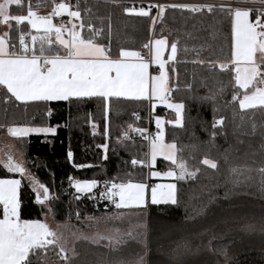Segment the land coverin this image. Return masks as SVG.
<instances>
[{"label": "trees", "instance_id": "trees-1", "mask_svg": "<svg viewBox=\"0 0 264 264\" xmlns=\"http://www.w3.org/2000/svg\"><path fill=\"white\" fill-rule=\"evenodd\" d=\"M72 1L81 12V22L85 25L90 22L102 30L96 40L110 56H117L121 48L141 50L151 36L163 35L169 45L173 40L178 42L176 59L166 64V71L172 99L185 107L182 125L166 123L165 138L182 150L178 152L179 159L186 161L190 169L199 171L191 179L176 181L178 204L148 206V263L165 264L166 257L174 252L180 255L178 264H264V172L260 171L264 168V109H240L238 99L233 100L232 96L234 93L241 96L244 90L235 85L233 66L229 64L223 70L215 66L216 62L227 63L231 59L228 10L214 7L211 12L203 9L192 13L169 8L153 25L152 9L149 17H141L125 13L124 3ZM59 2L21 0L20 5H9L8 11L25 13L29 5L39 9ZM81 31L86 38L93 35L87 27ZM29 32L32 30L27 23L17 26L11 21L7 30L9 44L18 48L20 34ZM200 60L205 63L200 64ZM5 95L6 90L0 87V125H3L0 133L13 124L56 125L54 134H29L23 143L11 137L23 157L24 167L50 189V195L57 197L42 207L35 202L36 193L29 182L23 180L18 195L20 219L41 220L49 214L54 221L69 222L80 230L88 216L99 215L112 206L100 200L97 192L75 199L70 176L111 182L146 179L147 141L137 137L118 142L126 125L147 124L148 105L144 99L110 98L106 137L101 97L23 105L5 103ZM136 114L139 120L134 119ZM221 117L222 124L213 127L214 120ZM91 123L96 126L95 133L90 130ZM102 145H106L104 155ZM206 157L216 161L217 168L203 165L201 161ZM133 160L144 163L133 166ZM171 166L174 165L163 159L156 162L158 168ZM8 176L16 174L8 173L0 163V177ZM210 198L214 199L206 214L195 217L194 209L208 204ZM187 216L194 219L186 220ZM163 226L177 229L171 242L161 239ZM57 253L55 248L46 253L38 251L31 257V264H60Z\"/></svg>", "mask_w": 264, "mask_h": 264}, {"label": "snow or ice", "instance_id": "snow-or-ice-1", "mask_svg": "<svg viewBox=\"0 0 264 264\" xmlns=\"http://www.w3.org/2000/svg\"><path fill=\"white\" fill-rule=\"evenodd\" d=\"M264 4V0H260ZM21 0H0V24H9L15 21L19 26L26 21L35 34L31 32L21 33L19 47L15 44L9 45L8 33L0 36V87L6 90L4 102H15L27 105L30 102L46 101H67L70 98L101 97L104 100L105 109V136H108L107 116L109 112L110 98L127 97L136 100L148 99L159 100L175 111V120L168 121L169 124L182 125L184 104L171 103L168 100L169 76L166 71V64L174 62L179 50L178 42L173 40L170 43V50L167 52V60H164L165 47L169 45L168 39L161 35L157 39L150 40L143 45L151 52V64L159 66L158 75L149 74V62L146 61L141 52L121 48L119 58H109L108 52L103 44L97 42L96 37L101 35L100 29L92 23L85 25L72 24L71 27L53 23V16L59 17L66 13L70 18L82 20L81 12L73 10V6L64 3H54L52 11L45 16L38 15L28 7L26 15H9V5H20ZM214 7L222 11L227 9L231 16V59L227 62H216L215 66L228 69L229 64L233 65L231 71L235 74V85L239 89L247 90L242 96L235 93L233 100L239 99L240 109H264V22L261 21V14L264 7L256 8L255 22L249 20V13L252 9L242 7H231L230 5L195 4V3H156L149 4L147 8H128L125 13L149 17L150 10L155 8L157 13L151 16L153 24L158 17L163 18L166 9L187 10L198 13L203 9L209 12ZM87 27L93 33L92 37L86 38L81 29ZM109 24V31H110ZM67 33L68 38L65 37ZM26 36L30 37V43L26 42ZM54 36V39L52 38ZM58 46V47H56ZM194 63L196 61H193ZM200 64L205 61L200 60ZM212 64V61H208ZM175 67L172 72H175ZM260 85V86H258ZM204 99H207L205 97ZM138 118V117H137ZM223 117L214 120L213 127L221 125ZM157 133L150 140L149 159L155 161L157 156H163L165 160L171 161L174 168L165 173L153 171L151 175L172 177L176 181H185L196 176L199 169L192 170L186 161L178 158L176 144L166 143L164 140L163 120L156 118ZM3 127V125H0ZM132 133L139 132L142 135L144 130L133 128L128 125ZM7 132L23 143V138L30 132L52 133L54 127H29L25 125H9ZM215 136V132L212 133ZM128 132H122L118 142L123 143L130 139ZM148 139V136H144ZM106 147V145L102 146ZM69 159L72 153H68ZM8 173L17 174L16 178L0 179V205L3 206V216L0 218V264H31V257L38 251L46 253L48 250L58 249V257L70 264L69 250L61 243V237L46 223L40 220H21L19 218L20 203L17 198L18 189L22 181L27 180L36 193L35 202L42 207L47 206L51 200L57 199L54 194L50 195V189L38 181L25 167L24 161L15 160L12 155H7L5 160L0 161ZM144 161L133 160V164ZM201 163L210 168H217L214 160L204 158ZM79 167V166H78ZM264 172V168L260 169ZM234 173H239L233 169ZM69 183L74 189V198L79 200L84 194H91L97 187L98 181L79 180L69 177ZM237 182H239L237 180ZM106 191L100 193V199H106L115 205L118 210L132 207H143L145 204V185L142 183L117 184L115 182H104ZM214 198H210L208 204L194 209L195 217L203 216ZM152 204L171 203L178 204V188L176 183L156 184L151 188ZM49 211L51 209L49 208ZM79 218V213L76 214ZM124 215L119 212L116 217ZM87 219L97 220L89 217ZM186 220L194 219L187 216ZM145 224H137L128 232H121L119 229H112L107 233L96 232L91 236L76 235V239H85L93 244L107 241L105 247L118 251L121 245L127 240H139ZM185 248L187 246L185 245ZM147 246L144 252L138 254L132 260H118L115 264H148ZM224 254V253H221ZM72 256L76 253L71 252Z\"/></svg>", "mask_w": 264, "mask_h": 264}, {"label": "crops", "instance_id": "crops-1", "mask_svg": "<svg viewBox=\"0 0 264 264\" xmlns=\"http://www.w3.org/2000/svg\"><path fill=\"white\" fill-rule=\"evenodd\" d=\"M187 1L194 2L195 0H187ZM207 1H217V0H207ZM63 2L68 3L69 5L73 6V10H76L74 7V2L72 0H65ZM250 2H252L254 4L258 3L257 5H259L260 0H250ZM250 14L252 17L256 18V12H254V13L250 12ZM61 16H63L64 19L69 23L70 18L67 16V14H61ZM55 17L56 16L53 17V23H55ZM263 20H264V13L261 14V21H263ZM24 22L27 23L26 21H24ZM55 24H57V23H55ZM71 26H72V18H71V24L69 23V25L67 27H71ZM1 28L3 29V35H4L5 33H7V30L9 28V24H1ZM29 28H30V26H29ZM30 30H32V32L35 33L34 29L30 28ZM26 38H27V42L30 43V37L26 36ZM52 38L54 39V36ZM148 43H149V41L147 42V44ZM131 50H136V49H131ZM136 51H139V50H136ZM149 54H150V60L148 61L147 59H145L146 61L149 62V74L150 75H158L159 74V66H157L155 64H151V62H150L151 61L150 49H149ZM109 58L117 59V58H119V54L117 56H110L109 55ZM258 86H260V85H258ZM242 90H244V89H242ZM246 91L247 90H244L242 95ZM73 98H75V97H73ZM82 98H84V97H82ZM120 98L131 99V98H127V97H120ZM144 100L147 102V105H148V117H149V122H150L149 126H150V130H151V135H153L154 130L156 128V126L154 124V121H156V119L153 121V115H155L154 116L155 118H157V117L162 118V117H166L167 114H170V115L174 114V111L172 108L167 107L166 105H158L155 107V110L152 111V109H151L152 102L159 101V100H153V101H150L148 99H144ZM60 101H62V100H60ZM238 104H239V99H238ZM163 122L168 123L164 119H163ZM13 125H25V124H13ZM173 125H175V124H173ZM25 126H29V127H54L56 130V125H53V126L25 125ZM54 133L55 132H52V133L30 132L29 134L49 135V134H54ZM3 134L6 136L7 139H10L11 141H13L11 138L12 136L7 132V129H6V132ZM149 140L147 141V158H148V142H149ZM4 146H5L4 151L2 153H0V161L5 160L7 158V155H9V154L12 155L15 160L23 161V157L18 150H15L12 147H8V145L6 143L4 144ZM158 159L165 160L163 156H157L156 160H158ZM169 162H171V161H169ZM78 166L81 167L82 165H78ZM145 166L147 167V177L145 180H132V179H130V180H127L124 182H115L117 184H120V183H127V182L131 181L133 183L144 184L145 185L144 194L146 193V196H145V204L143 207H132L129 209L118 210L115 208L114 204L107 201L106 199H100V197H99L100 200L106 201L109 206H112V209L108 210V211H104L99 215L88 216L87 218L95 217L98 219L97 220H90V219L86 218V222H85L84 227L80 230L75 229L74 231H76V233L70 239H67L69 242L68 248H67V250H69V255L73 250L75 253L80 255V263L79 264H115L116 261L121 260V259L132 260V259H134L132 254L134 252V249L136 247V243L138 241H140L142 253L144 252V246L145 245L147 246V250H148L147 261L149 262V240H150V237H149L148 206L150 204H152V202H151V188H152V186H154L156 184L176 183V180L172 177H167L164 175L156 176V177H153L151 175V173L153 171L165 173L166 171L169 170L168 167L167 168L166 167H159L158 168V167H156V164H155V167H152V165L149 161H148V163H145ZM171 168H174V166H171ZM8 177L16 178L17 174H16V176H8ZM75 179H77V178H75ZM79 180H83V179H79ZM90 180H92V179H90ZM94 180L98 181V185L96 188L93 189V192H92L93 194H95L97 192V190L99 189V184L102 181V180H97V179H94ZM109 182H111V181H109ZM105 191H106V189H105ZM18 195H19V189H18ZM161 204H165V203H161ZM121 211H123V213H125V215H126V218L124 220L119 222V221H116L115 218L111 217L114 214L119 213ZM2 216H3V206L0 205V218H2ZM21 220H39V219H21ZM40 221L46 223L54 231H55V226L57 225V223H65V222L54 221L53 218L49 214H46L44 216V218L41 219ZM137 224H145L146 225V228L142 230L141 238L139 240H131V239L127 240L124 245L120 246L118 251H113L111 248L105 247V245L107 244V241H101L99 244H93L89 240L76 239V235L91 236V235H93V233H96V232L107 233V232H110L113 228L119 229L121 232H128L130 229L134 228V226ZM175 232L177 233V229L175 230ZM175 236H176V234L174 233L171 236H167V238H165V239L168 242H171V240L173 238H175ZM129 242H131L130 245H129ZM128 249L131 252L129 254V257H127ZM179 256L173 252V254L168 255L166 257L165 264H178L179 260H180ZM60 264H65V262L63 260H61Z\"/></svg>", "mask_w": 264, "mask_h": 264}, {"label": "rangeland", "instance_id": "rangeland-1", "mask_svg": "<svg viewBox=\"0 0 264 264\" xmlns=\"http://www.w3.org/2000/svg\"><path fill=\"white\" fill-rule=\"evenodd\" d=\"M60 3V2H59ZM53 7V6H52ZM52 7H46V8H39V9H32L33 11H35L38 15H40V16H45V15H47L48 13H50L51 11H52ZM125 7H128V8H139L140 6H130V5H126ZM28 11V10H27ZM27 11L25 12V13H19V14H10L9 13V11H8V13L10 14V15H26L27 14ZM154 12V11H153ZM62 14H66V13H62ZM127 14H131V13H127ZM154 16H155V13H154ZM54 17V16H53ZM159 18V17H158ZM53 19V18H52ZM158 20V19H157ZM249 20L250 21H253V22H255V18L254 17H252L251 16V14L249 13ZM262 22H264V20L262 21ZM81 23V20H76L75 18H72V24H76V25H79ZM154 25V24H153ZM32 34H35V33H33V32H31ZM3 35V29L1 28V24H0V36H2ZM65 37L66 38H68V36H67V33H65ZM160 36H151L150 37V39H149V41L150 40H153V39H157V38H159ZM170 50V45H168V46H166L165 47V50H164V56L162 57L164 60H167V52ZM158 66V65H157ZM169 92H170V95H169V101L171 102V103H180V101H177V100H174V99H172V92L169 90ZM158 105H166L167 106V104L166 103H164V102H160V101H154V102H152V104H151V109H152V111H154L155 110V107L156 106H158ZM168 107V106H167ZM174 111V110H173ZM155 115H153V121L156 119L155 117H154ZM175 111H174V114H172V115H169V116H166V117H162V120L164 119V120H166L167 122L168 121H174L175 120ZM154 124H155V126H156V128H155V130H154V134L153 135H151V138L152 137H154L155 136V134L157 133V131H158V128H157V125H156V121H154ZM163 128H164V140H165V142L166 143H173L174 141H172V140H167L166 138H165V127H166V123H164L163 122ZM90 130H91V132L92 133H95L96 132V126H95V124L94 123H91L90 124ZM2 134V135H1ZM151 138H150V140H151ZM150 140H149V142H148V158H147V160H146V163H148V161L151 163V165H152V167H155V164H156V162H157V160L155 159V161L153 162V161H151L150 159H149V154H150V147H149V145H150ZM7 144L8 145V147H12V148H14L15 150H17L16 149V146H15V144H14V142L13 141H11L10 139H7L6 138V136L3 134V133H0V153H2L3 151H4V148H5V146H4V144ZM175 143V142H174ZM3 145V146H2ZM102 146H104V145H102ZM101 146V148H102V151H103V155H104V153H105V150H106V147H102ZM157 158V157H156ZM137 164V163H136ZM132 165H134L133 164V161H132ZM25 166V165H24ZM167 168V167H166ZM169 169L171 168V167H168ZM6 178H14V177H0V179H6ZM83 180H90V179H83ZM145 196H146V193H145ZM17 197H18V193H17ZM117 214L118 213H116V214H114L113 216H111V217H116L117 216ZM106 218V217H105ZM126 218V215H125V213H124V215L122 216V217H119V218H115V220L116 221H122V220H124ZM140 221V220H139ZM73 225L71 224V223H69V222H65V223H57V225L55 226V231H56V233L61 237V243L63 244V246L65 247V249H67L68 248V244H69V242H68V240L67 239H70L75 233H76V231H74L75 229L72 227ZM113 229H115V228H113ZM127 229V228H126ZM175 230L176 229H173V228H171V227H169V226H163V227H161L160 228V237H161V239L163 238V239H165V238H167V236H171V235H173L174 233H176L175 232ZM128 243V242H127ZM131 244V242H129V245ZM127 253H128V255H127V257H129V254L131 253L130 252V250L128 249V251H127ZM138 254H142V252H141V245H140V241H138L137 243H136V247H135V249H134V252H133V257H134V259H135V257L138 255ZM69 260H70V264H79L80 263V255H78L77 253H76V255L75 256H72L71 255V253H70V255H69Z\"/></svg>", "mask_w": 264, "mask_h": 264}, {"label": "built area", "instance_id": "built-area-1", "mask_svg": "<svg viewBox=\"0 0 264 264\" xmlns=\"http://www.w3.org/2000/svg\"><path fill=\"white\" fill-rule=\"evenodd\" d=\"M104 1H109V2H116V3H124L126 5H130V6H140V7H145L147 8L148 5L151 4H156V3H167V4H173V3H195V4H213V5H220V4H224V5H230L231 7L235 8V7H242V8H249L252 9V13L255 12L256 8H261L264 7V4L259 3V5L254 4L252 2H250V0H217V1H207V0H195L194 2H189L187 0H104ZM152 10L154 11L155 15L157 13V10L155 8H152ZM256 20V18H255ZM55 23L59 24V25H64V26H68L69 23L64 19L63 16H59V17H55ZM26 42H27V38H26ZM139 52H141V55L143 56L144 59H147L148 61L150 60V54H149V48H142L141 50H139ZM169 99V98H168ZM138 117V118H137ZM140 116L139 114H136L134 116L135 120H139ZM147 124L145 126H139L136 125L134 123H130L128 125H132L133 128L136 129H142L144 130V134L142 135L139 132L136 133H132L129 129H128V125H126L122 131L125 132L127 131L129 136L131 137L128 140H131L133 138H144V136H148V139H145L146 141H148L151 138V130H150V126H149V117H147ZM120 134V137H121ZM136 164H134L133 166H135ZM105 188H104V181H101L99 184V189L97 190V195L100 196L101 192H104Z\"/></svg>", "mask_w": 264, "mask_h": 264}]
</instances>
